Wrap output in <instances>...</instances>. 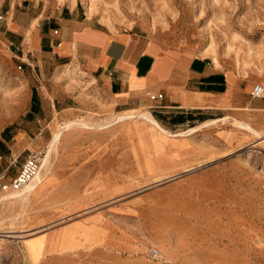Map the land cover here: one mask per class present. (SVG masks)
<instances>
[{
  "label": "rangeland",
  "instance_id": "1",
  "mask_svg": "<svg viewBox=\"0 0 264 264\" xmlns=\"http://www.w3.org/2000/svg\"><path fill=\"white\" fill-rule=\"evenodd\" d=\"M61 10L264 87V0H0V165L33 149L43 158L60 131L40 181L25 195L0 192V251L40 237L23 245L36 264H264V110L249 108L264 94L244 88L224 109L175 125L155 106L111 109L81 69L54 68L44 41L27 47L16 33ZM77 229L100 237L43 252L48 233L73 246Z\"/></svg>",
  "mask_w": 264,
  "mask_h": 264
},
{
  "label": "crops",
  "instance_id": "2",
  "mask_svg": "<svg viewBox=\"0 0 264 264\" xmlns=\"http://www.w3.org/2000/svg\"><path fill=\"white\" fill-rule=\"evenodd\" d=\"M16 33L23 37L27 47L45 45L51 50L56 58L54 68L81 69L92 91L103 97L111 109L155 106L172 125L197 120L198 115L210 110L224 109L235 101V93H242L244 88L249 91L255 84L242 86L238 74L221 70L204 57L165 48L160 42L131 30H112L76 10H61L57 16L42 21L37 30ZM37 61L34 60L35 65ZM66 97L76 101L70 92ZM55 99L57 103L60 101ZM63 106L71 108L72 103ZM249 108L264 110V101H252ZM179 116L182 119L175 120ZM77 230L73 233L76 240L73 246L67 243L68 235L64 232L61 236H56L58 232L54 231L48 233L43 252L67 253L78 244L96 242V237H100L97 234L88 238L81 229ZM51 236L57 238L50 239ZM36 238L40 237L5 245L0 251V264H36L23 249L24 242Z\"/></svg>",
  "mask_w": 264,
  "mask_h": 264
},
{
  "label": "built area",
  "instance_id": "3",
  "mask_svg": "<svg viewBox=\"0 0 264 264\" xmlns=\"http://www.w3.org/2000/svg\"><path fill=\"white\" fill-rule=\"evenodd\" d=\"M264 94L263 86L255 83L251 89L252 97H261ZM154 98V96H152ZM42 160L41 150H30L24 160L18 163L15 157L7 166L0 165V192L22 190L38 172ZM16 167L14 175H9V169Z\"/></svg>",
  "mask_w": 264,
  "mask_h": 264
},
{
  "label": "bare ground",
  "instance_id": "4",
  "mask_svg": "<svg viewBox=\"0 0 264 264\" xmlns=\"http://www.w3.org/2000/svg\"><path fill=\"white\" fill-rule=\"evenodd\" d=\"M263 89H264V87H263ZM116 117V116H115ZM115 117L114 118H112L113 120L115 119ZM122 117V116H121ZM145 118L147 119V120H149V122H152V123H154L155 125H156V128H159V129H161V130H164L165 131V133L167 132V133H169V135H171V134H177V133H171L169 130H167V129H165L164 127H162L159 123H158V121L151 115V114H147V115H145ZM118 119H119V117H118ZM117 119V120H118ZM111 120V119H110ZM112 121V120H111ZM109 122V121H108ZM73 123V121H68L67 122V125H71ZM196 129V127H190V128H188L187 130H184V133H191V132H193L194 130ZM58 131V130H57ZM55 132L54 133V135H53V138H52V140L50 141V145L48 146V148H47V150H46V154L44 155V157L42 158V163H41V166H40V168H39V170H38V172L35 174V176L33 177V179L23 188V190H22V192H21V194L20 195H25V193H26V191H28L31 187H33V185H35L36 183H38L39 181H40V178H41V174L44 172V171H46L47 169H48V159H49V154H50V151H51V149L55 146V142L58 140V135H59V132L60 131H58V132ZM17 138H18V136H17ZM19 195V196H20ZM26 197V196H25ZM25 197H23V198H25ZM2 200V199H1Z\"/></svg>",
  "mask_w": 264,
  "mask_h": 264
},
{
  "label": "trees",
  "instance_id": "5",
  "mask_svg": "<svg viewBox=\"0 0 264 264\" xmlns=\"http://www.w3.org/2000/svg\"><path fill=\"white\" fill-rule=\"evenodd\" d=\"M221 88H223V87H221ZM221 88H220V90H221ZM34 98H35V94L33 93L32 94V101H33V104H32V106L31 107H33L34 108ZM182 118L179 116V117H176L175 118V120H181ZM3 142H2V140H0V147L1 148H3ZM10 169H12V168H10ZM10 169H9V173H10Z\"/></svg>",
  "mask_w": 264,
  "mask_h": 264
}]
</instances>
